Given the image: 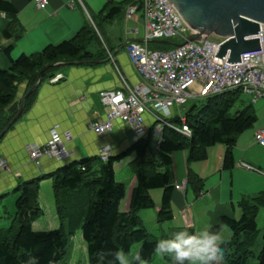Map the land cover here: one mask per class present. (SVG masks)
<instances>
[{"label": "trees", "instance_id": "16d2710c", "mask_svg": "<svg viewBox=\"0 0 264 264\" xmlns=\"http://www.w3.org/2000/svg\"><path fill=\"white\" fill-rule=\"evenodd\" d=\"M134 2L135 0H130V3ZM119 11V6H113L104 18ZM0 12L5 17L0 35L13 40L21 37L23 29L17 21L14 7L9 2L0 0ZM91 34L95 36L92 28L83 26L69 39L45 44L35 53H19L15 58L9 56L11 44L1 48L6 63L0 67V138L12 124L11 119L19 105H22L21 114L32 101L37 74L40 72L39 81L50 78L56 71L55 63L58 60L90 56L84 43L90 40ZM171 43L175 42L153 39L147 45L164 44L170 48ZM22 82H25V89L16 99L17 86ZM30 88L32 89L24 96ZM240 94L239 90H230L189 100L183 106L181 114L189 135L180 131V118L173 113L169 119L170 124L161 127L154 150L156 158L150 155L151 134L148 132L147 137L134 140L128 149L110 155L106 161L99 160L97 156L82 158L59 166L43 176L19 182L13 188L16 196L11 213H8L9 221L0 225V264H29L33 259L35 264H59L67 239L77 229L85 244L87 264H116L111 253L121 251L127 254L134 243L139 244L135 255L139 253L145 263L149 262L158 240L145 230L137 211L153 207L149 190L158 188L161 189V195L155 213L156 221L163 223L172 218L170 196L173 186L166 168L171 163V153L176 150L185 152V188L190 187L195 196L203 189V179L190 169L189 164L205 159L208 147L221 144L223 153L220 168L230 170L233 167L232 148L235 136L256 120L251 104L230 113ZM129 151L134 152L131 166L135 184L130 190L127 210L121 212L118 203L123 197L124 186L115 181L112 163ZM159 167H163L162 171L158 170ZM42 177L51 181L54 210L59 225L55 229L35 231L31 228V222L41 213L37 195L38 183ZM236 205L240 211L237 218L222 213L208 228V231L218 233L221 227L226 226L230 231V240L221 244L224 251L221 264H264V224L258 250L251 249L255 215L258 208L264 207V189L241 195ZM187 232L194 233L192 228H188ZM242 233L248 237L238 240ZM134 257L131 264H136ZM250 257L255 261H249ZM168 264H174L173 260Z\"/></svg>", "mask_w": 264, "mask_h": 264}, {"label": "crops", "instance_id": "0c3cea01", "mask_svg": "<svg viewBox=\"0 0 264 264\" xmlns=\"http://www.w3.org/2000/svg\"><path fill=\"white\" fill-rule=\"evenodd\" d=\"M4 1L14 7L17 21L23 32L21 37L14 40L0 35V67L6 63V58L1 50L6 44L12 45L9 51V56L12 57L18 52L35 53L45 44H55L69 39L83 26L92 28L95 35L91 34L90 40L84 43V48L90 52V56L83 59L62 58L58 60L55 63L56 71L52 76L54 80H49L52 77L45 78L35 84L29 106L14 119L0 138V163L3 162L0 167V199L4 197L14 199L16 192L13 188L23 180L48 174L70 161L96 157L99 148L103 145L110 146V155H115L128 149L134 142L130 126L118 119L113 120L110 129L101 134L88 129V123L103 118V107L98 98V93L101 90L123 89L125 86L132 87L139 82V76L128 60L124 45L131 37L128 35L127 29L135 27L136 37L139 38L142 34V26L138 13L130 19L124 18V9L130 0H47L43 9L34 8L29 0ZM113 6H119L120 11L109 18H104L109 8ZM4 23V14L0 12V27ZM20 86L23 93L25 82H22ZM17 98L19 97L16 96ZM144 122L148 126V132L151 133L152 120L145 116ZM52 128H55L58 133L64 131L70 133V139L65 142V147L69 151L68 156L60 160L48 156H40L37 162L30 160L25 146L27 144L43 145L48 140L49 131ZM152 138L156 148L157 140L153 135ZM249 147H253V145L247 143L241 146L242 150ZM235 152L233 146L232 157L237 168L233 165L230 170L220 168L223 153L221 144L208 147L205 159L189 164L190 169L203 179V186L206 185V189L204 191L202 189L200 193H202L201 196L207 197V202L213 201L211 203L213 215L216 213L218 215L228 214L225 211L226 207L222 205L227 202L230 204L231 213H234V196L232 195L234 173L240 171L247 175H253V173L238 168L239 161L244 163L243 153L238 156ZM170 158L171 163L166 170L170 176L171 184L174 186L186 178L185 152L176 150L171 153ZM133 159L134 152L129 151L112 163L115 181L124 186L123 197L118 203V209L121 212L127 210L130 190L135 184L131 166ZM162 169L163 167L158 168L159 171ZM227 177H229L230 190L229 194H226L227 196H223L221 183L227 180ZM256 177L259 176L256 175ZM257 186H261V182ZM149 195L153 200V207L137 211L147 232L149 231L144 226L147 219L151 224H155L154 226L158 223L155 213L159 207L161 189L159 192H152L151 189ZM37 200L41 213L31 222V228L35 231L57 228L59 221L54 210L49 178L42 177L39 180ZM190 200L188 201L186 188L183 192L172 189L170 196L172 218L168 220L172 227L175 226L172 224L176 221L178 226H181L179 229L192 228V209L198 200ZM8 205L12 210L13 202ZM45 214L46 216L43 218ZM39 217L43 218V223L39 222L41 219ZM216 219L214 220L216 221ZM214 220L212 224L215 222ZM167 223V221L163 222L166 234H169L171 230L167 228ZM157 227L162 234L161 238H166L161 226L157 224ZM154 236L158 240V237ZM75 242L77 245H82L85 250L81 232ZM170 260L172 259L167 260V264Z\"/></svg>", "mask_w": 264, "mask_h": 264}, {"label": "built area", "instance_id": "2783aa9c", "mask_svg": "<svg viewBox=\"0 0 264 264\" xmlns=\"http://www.w3.org/2000/svg\"><path fill=\"white\" fill-rule=\"evenodd\" d=\"M34 8L43 9L47 0H29ZM68 4V3H67ZM69 5V4H68ZM138 13L142 26L141 36L136 37L135 27L127 29L129 39L124 45L128 60L139 76V82L123 89L101 90L98 93L103 107V118L88 123V129L101 134L110 129L113 120L127 123L134 140L148 135V126L144 117L148 116L153 124L151 133L158 141L163 125H169L173 116V107L183 108L191 99L201 98L224 91L239 90L251 96L252 101L264 98V27L259 25L255 35L259 50L239 54L237 63H226L225 57H214L222 38L210 39L207 36L198 41H185L194 32L182 20L176 9L167 0H135L124 9V18L130 19ZM176 37L175 43L167 49H149V40ZM54 80L52 77L50 80ZM164 111L170 114L163 115ZM180 131L189 135L183 116ZM70 133H58L50 129L48 140L43 145L27 144L25 150L28 158L37 162L40 156L56 160L68 156L65 142ZM255 143L264 146V129L254 132ZM111 148L103 145L98 150V157L105 161L110 156ZM3 162L0 163V167ZM249 167L247 164H240ZM184 182L176 184L174 189L182 192Z\"/></svg>", "mask_w": 264, "mask_h": 264}, {"label": "rangeland", "instance_id": "374dc122", "mask_svg": "<svg viewBox=\"0 0 264 264\" xmlns=\"http://www.w3.org/2000/svg\"><path fill=\"white\" fill-rule=\"evenodd\" d=\"M209 38L210 39H216V37L214 35H209ZM160 40H166L168 42L177 41L176 37H174V36L170 37L168 39H160ZM147 47L149 49L167 48L166 46H164V44H158V45L152 44V45H147ZM19 53L20 52H18L17 54L12 56L11 58H15ZM20 84L17 86L15 97L16 96L20 97L22 94ZM250 99H251L250 95L241 93L239 96V100H237L234 103V106L230 109V113H232L234 110H236L238 108H242L246 104H251L252 110H253L255 117H256V120L254 121V123L249 128L245 129L244 131H242L241 133H239L238 135L235 136L234 152L236 151L235 154L238 156H240L243 153L242 159H243L244 163H246L249 166L247 168L241 167L240 164H242V163H241V161H239V164H238L239 167L238 168L240 170H244L245 172H248V173L250 172L251 174L253 173V175H249V174L247 175V174L242 173L240 171H236L234 173V182H233V186H232V195L234 196V202H233L234 213H231V208L229 206L230 205L229 202L222 204L223 207H226V209H225L226 213L232 215L234 218H237L240 214L239 208L236 205V201L240 198L241 194L253 193L255 191H258V190L264 188V146H261V145L255 143V141H254V132L258 128L264 129V98H257L255 101H252ZM173 113L175 115H181L182 109L181 108L179 109L177 107H173ZM150 134H151L150 141H149V147H150V152H151L150 155L153 157H156L157 153L154 151L155 150L154 139L152 138V133H150ZM247 143H250L251 145H253V147H249L248 149L242 150V148H241L242 144H247ZM234 167H236L235 164H234ZM254 174L259 176L258 178H260V179H258L256 177V175H254ZM182 182H184V184H185V180ZM260 182H261V186H259V187H261V188H259L257 186V185H259ZM178 184H180V183H178ZM221 184H222V194H223V196L224 195L227 196L229 194V190H230L229 177H227V180L223 181ZM174 187H175V185L173 186V190H175ZM184 189H185V187H184ZM204 189H206V185L203 186V191H204ZM153 191L159 192L160 189L155 188V189H152V192ZM178 192H180V191H178ZM201 194L202 193H200L198 195L199 196L198 198H196V199L193 198L192 200H190L189 198L195 197V194L190 189V187H187L188 201L189 200L190 201H197L198 200L192 209L193 210V220L191 223V227H192L194 233L201 232V231H208L209 226L212 224L213 220L216 219L218 216V213L213 215L211 212V210H212L211 203H213V201L207 202L206 201L207 197L205 198L204 195L201 196ZM13 200L14 199H9V198L7 199L6 197L0 199V225H5L9 221L8 220V213L9 212L11 213V210L9 208L10 206L8 205V203L12 204ZM190 208H191V205H190ZM4 210H6V211H4ZM148 210H151V209H148ZM45 216H46V214L44 215L43 218H45ZM39 218H41V219H39V222L43 223L44 222L42 220L43 218L42 217H39ZM167 222L168 223L166 226H167V228H169L171 230V232L169 234H166L165 225L163 223H157L159 226H161L163 233L166 234V236H165L166 238H161L162 234H161L160 230L158 229L157 224H156V226H154L155 224L154 225L151 224L150 220L147 219V221L144 222V226L146 227V229L149 232L156 235L158 237V240L159 239H169L176 232H179V231H187L186 227H183L184 229H179V227H181V226H178L179 224L176 221L174 222V224H172V225H175L173 227L171 226L170 221H167ZM263 224H264V207H260V208H258V211L255 215V230L251 236V239L253 240L251 249L253 251H257L259 246H260V234H261ZM218 233L220 234L223 241H229L230 240V231L226 226L221 227V229ZM79 234H80V230L77 229L74 232V234L67 239L65 252H64L62 260L60 261L59 264H87L85 250L83 249L82 245H77L76 244L77 242H75L76 238H77V236H79ZM247 237L245 236V234L242 233L239 236L238 240L245 239ZM138 247H139V244H137V243L132 244L129 252L127 254H125L127 256V258L129 259L130 264L132 263L133 257L135 255ZM168 259H171V257H169V256L164 257V256H160V255H157L154 253L151 256L150 261L145 263V264H167ZM249 261H255V260H253V258L250 257Z\"/></svg>", "mask_w": 264, "mask_h": 264}, {"label": "water", "instance_id": "95a60500", "mask_svg": "<svg viewBox=\"0 0 264 264\" xmlns=\"http://www.w3.org/2000/svg\"><path fill=\"white\" fill-rule=\"evenodd\" d=\"M167 1L176 9L184 23L194 30L183 42L198 41L209 35L222 38L214 57H225L228 64L240 62V53L259 50L258 38L255 35L260 30L259 25L264 27V0ZM171 45L179 46L181 43ZM262 59L264 61V54ZM37 76L36 83L39 82L40 72ZM21 109L20 104L11 121L17 118Z\"/></svg>", "mask_w": 264, "mask_h": 264}, {"label": "clouds", "instance_id": "9594fccd", "mask_svg": "<svg viewBox=\"0 0 264 264\" xmlns=\"http://www.w3.org/2000/svg\"><path fill=\"white\" fill-rule=\"evenodd\" d=\"M169 114L168 111L163 112L165 116ZM222 243L223 240L217 232L179 231L169 239H159L154 252L160 256L171 257L174 264H221L224 258ZM111 255L114 256L116 264H130L127 256L121 251H115ZM134 260L136 264H145L139 253L135 255ZM29 264H35V260H30Z\"/></svg>", "mask_w": 264, "mask_h": 264}]
</instances>
